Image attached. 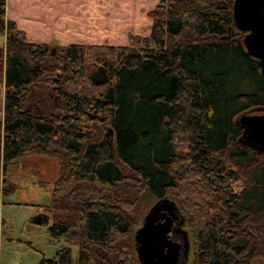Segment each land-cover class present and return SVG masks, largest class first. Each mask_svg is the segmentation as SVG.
I'll use <instances>...</instances> for the list:
<instances>
[{"label":"trees","instance_id":"16d2710c","mask_svg":"<svg viewBox=\"0 0 264 264\" xmlns=\"http://www.w3.org/2000/svg\"><path fill=\"white\" fill-rule=\"evenodd\" d=\"M233 1L159 0L129 44L51 45L27 42L0 0V205L19 204L7 201L11 163L55 157L51 202L30 223L77 246L38 264H140L134 234L166 197L190 264L264 260V154L236 123L264 106V75Z\"/></svg>","mask_w":264,"mask_h":264},{"label":"rangeland","instance_id":"374dc122","mask_svg":"<svg viewBox=\"0 0 264 264\" xmlns=\"http://www.w3.org/2000/svg\"><path fill=\"white\" fill-rule=\"evenodd\" d=\"M4 1L7 24L13 21L16 28L24 33L27 42L51 45L129 44L130 34L148 33L150 19L145 15L146 9L159 2L88 0L87 5L77 6L68 0L66 4L56 0L50 6H42L41 0H34L32 6L19 7L18 3L13 5L12 0ZM7 36L5 28L0 32V47L7 46ZM2 98L3 88L0 85V106ZM58 176L57 159L51 156L26 155L7 168L5 177L15 185V191L7 201L19 204L0 205V264H38L42 258H52L62 246H70L71 257L76 256V245L52 240L46 226L30 223V217L37 213L34 205H47L51 202ZM2 178L1 175L0 181ZM239 186L237 183L234 188L238 190ZM190 256L191 249L188 264ZM251 264H264V260L256 258Z\"/></svg>","mask_w":264,"mask_h":264},{"label":"water","instance_id":"95a60500","mask_svg":"<svg viewBox=\"0 0 264 264\" xmlns=\"http://www.w3.org/2000/svg\"><path fill=\"white\" fill-rule=\"evenodd\" d=\"M232 15L237 28L246 32L243 37L246 52L257 59L264 75V0H234ZM236 123L242 128L239 141L264 154V106L243 113ZM182 218L175 202L168 198L158 200L148 209L134 234L140 264H175L179 245L177 241L167 239L166 234L173 220L181 226ZM183 233L187 254L190 243L187 230ZM162 246H168L170 250L163 253Z\"/></svg>","mask_w":264,"mask_h":264},{"label":"flooded vegetation","instance_id":"af4514ba","mask_svg":"<svg viewBox=\"0 0 264 264\" xmlns=\"http://www.w3.org/2000/svg\"><path fill=\"white\" fill-rule=\"evenodd\" d=\"M242 137V135H241ZM183 224L179 226L178 221L173 220V223L169 227V230L166 234L167 239L177 241L178 242V249H177V260L175 264H188L189 260V251L187 254H185V247H184V239H185V234L183 233L184 228V219ZM186 230V229H185ZM188 236V232H187ZM170 250V247L168 246H162L161 251L163 253H166L167 251Z\"/></svg>","mask_w":264,"mask_h":264},{"label":"crops","instance_id":"0c3cea01","mask_svg":"<svg viewBox=\"0 0 264 264\" xmlns=\"http://www.w3.org/2000/svg\"><path fill=\"white\" fill-rule=\"evenodd\" d=\"M52 1H56V0H41V3H42V6H50V5H52ZM57 1L63 2L66 4L67 0H64V1L57 0ZM68 1H69V3L73 2L77 6L78 5H84L85 6V5H87L88 0H68ZM33 2H34V0H12L13 5H16V3H18L19 7L32 6L34 4ZM7 13H8V4H7Z\"/></svg>","mask_w":264,"mask_h":264}]
</instances>
